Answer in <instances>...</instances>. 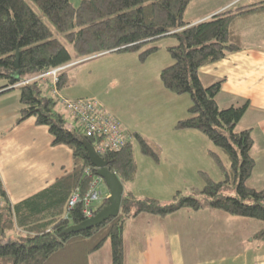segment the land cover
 <instances>
[{
	"label": "trees",
	"instance_id": "trees-1",
	"mask_svg": "<svg viewBox=\"0 0 264 264\" xmlns=\"http://www.w3.org/2000/svg\"><path fill=\"white\" fill-rule=\"evenodd\" d=\"M193 1L86 0L75 8L69 0H0V80L5 81L0 91L19 89L23 107L18 124L35 119L38 126L49 129L55 146H67L73 155L70 171L16 205L10 202L0 181L3 203L0 206V264H75L77 259L99 251L108 241L112 264H126L128 221L162 220L183 210L197 212L208 208L264 224V188L250 184L256 166L252 132L236 130L247 112V104L221 110L216 97L222 82L205 87L199 77L200 68L244 49L239 25L255 14L264 15V2L229 9L193 25L186 19ZM162 39L177 43L167 47L174 63L160 73L163 87L176 95H189L192 102L189 117L180 120L175 129L202 133L227 157L228 164L218 153L210 152L223 180L215 182L204 176L201 195L207 200L206 205L198 197L184 196L181 192L167 204L155 198H137L128 192L116 218L67 235L65 231L69 227L86 221L83 205L68 209V202L75 192L85 195L99 178L86 149L87 145L96 148L98 141L86 137L77 123L61 111L59 99L46 94L50 80L18 85L71 64L76 58L140 52L139 58L145 60L160 51V47L151 45ZM67 45L73 48L75 57ZM17 51L20 54L18 70L15 68ZM68 70L59 77L58 91L69 82ZM134 135L142 153L156 160L158 154L149 143ZM102 158L124 186L135 181L138 168L132 142L121 152L108 153ZM107 205L109 202L105 199L96 214ZM263 241L264 225L253 238L257 248Z\"/></svg>",
	"mask_w": 264,
	"mask_h": 264
},
{
	"label": "crops",
	"instance_id": "crops-1",
	"mask_svg": "<svg viewBox=\"0 0 264 264\" xmlns=\"http://www.w3.org/2000/svg\"><path fill=\"white\" fill-rule=\"evenodd\" d=\"M69 1L73 7L78 8L86 0ZM261 2L264 0H194L187 10L186 19L195 25L226 10ZM239 28L244 39V49L200 68L199 77L205 87L222 82L221 91L216 97L221 110L247 104V112L236 130L252 132L254 142L252 155L256 166L250 184L254 188L262 189L264 15H253L241 23ZM163 60L164 64H173V59L169 62L166 56ZM73 86L74 80L69 77L66 88L59 91V96L69 100L84 99L79 96V91L72 90ZM46 94L51 95L50 83L46 87ZM163 95L166 102H174V105L178 102L185 108L188 104L187 100L184 106V96L169 91H163ZM22 107L19 89L0 91V181L13 205L49 187L73 167L71 149L64 145L55 146L54 138L47 127L38 126L33 118L18 124ZM104 108L112 114L105 106ZM60 109L69 120L74 121L61 105ZM187 114L188 112H184L181 107H175L170 121L174 129L172 132L176 133L177 138L169 135H165L164 138V144L166 141L185 149L182 148V152H178L177 148L174 153L161 152L160 159L158 157L156 160L149 157L150 162H147L145 169L147 185L141 187L140 178L137 176L132 184L124 186L125 194L129 192L137 198H153L148 189L155 188L153 180L155 182L156 174H158L156 188L167 192L180 190V184L187 182L185 173L188 175L191 170L190 165L193 164L194 156V152L190 153L191 146L198 148L200 145L202 152L204 146H209L204 136L197 135L199 133L197 131L175 130L177 121L186 118ZM131 128L135 132V128L138 127L134 125ZM186 150L187 152L183 153ZM175 170L178 172L175 176L183 178L179 183L171 178V173ZM262 228L263 224L258 221L231 217L208 208L197 212L183 210L162 220L154 218L130 220L125 227L126 264H264V241L258 248L253 242L254 236ZM75 264H112L111 244L109 246L105 243L99 251L77 259Z\"/></svg>",
	"mask_w": 264,
	"mask_h": 264
},
{
	"label": "rangeland",
	"instance_id": "rangeland-1",
	"mask_svg": "<svg viewBox=\"0 0 264 264\" xmlns=\"http://www.w3.org/2000/svg\"><path fill=\"white\" fill-rule=\"evenodd\" d=\"M247 42L250 43L251 41ZM176 44V41L173 39H162L153 43L151 46L160 47V51L148 56L145 60L139 58L140 52L106 53L83 59L76 58L71 63L75 66L68 70L70 79L73 78L74 80L75 86L72 87V90L79 91V96L81 95L82 98L99 101L120 121L129 135L136 132V134L144 138L156 151L159 159L161 152L174 153L176 152V148L178 152H182V148L185 149L183 146L171 145L166 141L164 144V138L166 137L165 135L177 138L176 133L172 132L174 129L170 121V116L174 113L175 107H181L184 112H188L192 105L189 95H181L184 96V106L188 100L185 108L178 102H176V105H174V102H166L163 95V91H167H165L161 82L160 73L163 69L173 65L164 64L163 58L166 56L169 62L172 60L167 47ZM67 47L73 57H75L76 54L73 48L70 45H67ZM31 79L33 78H29V80ZM3 84H5V81L0 80V86ZM188 117L189 112L186 118ZM134 125L138 127L135 128V132L131 128ZM197 135L200 137L204 136L203 138L207 140L209 146H204L203 152L199 147L200 145H198V148L197 146H191L190 153L194 152L193 164L190 165L191 170L188 172V175L185 173V181L187 182L184 181L185 183L180 184V190L175 189L172 192H167L156 188L158 174L155 177L153 176L155 188L148 189V192L157 197L155 199H158L162 204L171 202L174 196L178 192H181L184 196L198 197L206 205L207 200L201 195V190L205 185L204 176H209L215 182L223 180V175L216 162L210 156V152L214 151L218 153L226 164H228L227 157L208 141L209 139L205 135L200 132ZM132 136L134 156L138 168L137 176L140 178L141 187H143L148 182L145 181V169L150 159L142 153L141 146L135 135L133 134ZM186 152L187 150L183 153ZM177 173L176 170L172 171L171 178L173 181L179 183L183 178L175 176ZM100 189H103L104 192L107 191V187L104 184ZM107 244L110 246L109 241Z\"/></svg>",
	"mask_w": 264,
	"mask_h": 264
},
{
	"label": "built area",
	"instance_id": "built-area-1",
	"mask_svg": "<svg viewBox=\"0 0 264 264\" xmlns=\"http://www.w3.org/2000/svg\"><path fill=\"white\" fill-rule=\"evenodd\" d=\"M73 66L74 64H68L53 69L45 74L35 76L31 80H24L18 86L28 85L35 81L50 80V93L59 99L61 106L73 117L86 137L94 138L98 141L95 148L97 153L102 157L108 153L121 152L133 141V136L129 135L120 121L108 113L99 101L88 98L69 100L59 96L56 88L59 77ZM103 183L102 179L96 178L91 189L85 195L75 192L68 202V209H73L77 205L82 204L84 218L86 220L93 218L99 210L100 204L110 197L109 192L105 193L100 189ZM2 205L0 196V206Z\"/></svg>",
	"mask_w": 264,
	"mask_h": 264
},
{
	"label": "water",
	"instance_id": "water-1",
	"mask_svg": "<svg viewBox=\"0 0 264 264\" xmlns=\"http://www.w3.org/2000/svg\"><path fill=\"white\" fill-rule=\"evenodd\" d=\"M19 62L20 54L19 51H17L15 62V68L17 70L19 69ZM86 149L91 164L97 169V177L102 179L109 191V205L102 208L93 218H90L79 225L69 227L65 231V234L67 235L87 231L102 225L111 218H116L121 211L122 201L125 194L124 185L115 173L110 172L108 169V163L97 153L96 149L91 145H87Z\"/></svg>",
	"mask_w": 264,
	"mask_h": 264
}]
</instances>
